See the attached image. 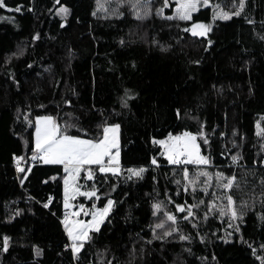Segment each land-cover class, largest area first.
<instances>
[{
	"label": "trees",
	"instance_id": "16d2710c",
	"mask_svg": "<svg viewBox=\"0 0 264 264\" xmlns=\"http://www.w3.org/2000/svg\"><path fill=\"white\" fill-rule=\"evenodd\" d=\"M133 3L4 0L0 7V264H264V0H245L239 16L214 22L212 2L189 21L166 18L174 1ZM62 6L66 17L55 11ZM210 23L206 35H193L194 24ZM42 115H52L61 133L95 140L106 125H119V170L147 168L143 180L125 183L126 174L115 180L84 166L80 187L96 189L98 206L112 198L114 207L78 254L64 225V167L35 152ZM185 132L209 164L169 163L156 139ZM217 173L225 183L242 173L246 187H218Z\"/></svg>",
	"mask_w": 264,
	"mask_h": 264
},
{
	"label": "snow or ice",
	"instance_id": "6c2138e0",
	"mask_svg": "<svg viewBox=\"0 0 264 264\" xmlns=\"http://www.w3.org/2000/svg\"><path fill=\"white\" fill-rule=\"evenodd\" d=\"M201 0H180L178 4L177 15L181 20H189L191 19V13L197 10V4L200 3ZM208 0H203L204 5H207ZM141 3V0H135V3L132 4L133 8H137V6ZM167 5V0H165ZM0 7H7L4 4V0H0ZM240 9L242 10L244 7V0H240ZM11 11L12 9H8ZM16 12L20 11V8L17 7L15 9ZM62 14H67V9L62 8ZM159 11H163L162 9ZM148 13L145 12V15ZM137 18L143 19V16L140 15L139 10L137 9ZM231 15L239 16L240 11H236ZM231 15L227 12H217L215 13L214 18L220 19H231ZM167 19H172L173 17H166ZM188 31V29H185ZM210 31L209 26L204 24H194L193 25V35L204 36L207 32ZM119 125H114L111 127L103 128V138L99 140H88L81 139L75 136L69 135H60V128L55 123L53 117H41L36 121V151L38 153H42L43 155L39 158L43 160L45 164H62L64 165V170L69 173L73 180H75L81 170L86 165H98L99 172L107 173L111 172L116 174L119 172V161H118V145L116 139V133L118 132ZM109 133L113 135L109 137ZM202 135V134H201ZM197 137L191 133L185 132L181 136H169L168 140H160L156 141L165 147V154L167 155L169 163L173 165H181V164H192V165H207L210 163L208 157L204 156L200 152L199 145L196 143ZM207 143V141H204ZM112 149H117L116 155H112ZM105 157H109L107 164L105 163ZM183 158V159H182ZM22 158H17V170L23 172L24 169L19 167V161ZM33 159H36L34 156ZM233 162H236L237 157H232ZM153 164L156 163V160L153 159ZM131 173L129 179L132 176L141 177L142 173L145 171L144 168L129 169ZM184 178L187 179L189 173L187 169H184ZM198 176H205L208 178V181L212 179L211 175L207 172H200L197 174ZM217 181L218 187H222L224 189H231L234 186L236 177L232 176L227 179V182H222L224 180L223 173H217ZM93 178V173L89 169L88 170V179ZM196 181L191 180L189 183L194 184ZM180 182L177 181V184ZM207 183V181L205 182ZM65 185H68V180L65 179ZM79 192L78 189H76ZM205 192H207V188H205ZM84 196L93 197L96 196V191L79 193ZM228 202V212H230L231 217L235 219L237 217V210L234 207L235 201L231 195L225 197ZM200 203H204L200 201ZM113 205L112 200H108L107 205L103 208L102 211L98 213H92L93 219L91 222L85 223L84 221H72L71 226H69L68 218H65V226L68 231V236L72 240L71 248L74 254H78L81 249L84 247L85 242H88L92 239L90 230L99 231V225L103 223V219H97V217H106L110 212ZM45 207H48L45 204ZM65 207H69L68 197L65 198ZM157 210L159 209V205L154 206ZM193 207H199L197 205L188 206L187 216L184 217L187 220L189 217L193 216L194 213L192 211ZM177 211L184 212L186 209L183 205H176ZM80 209L83 211L84 206L80 205ZM85 215L88 213L85 212ZM155 214V213H154ZM220 215H226V211L224 208L219 210ZM169 221L175 222L176 217L174 215L169 214L167 216ZM264 219V217H262ZM157 228L163 227L162 224H157ZM238 230V229H237ZM166 235H171V233H166ZM181 240H187V236H180ZM5 245H7V238H5ZM79 242V243H77ZM39 254V252L37 253Z\"/></svg>",
	"mask_w": 264,
	"mask_h": 264
},
{
	"label": "rangeland",
	"instance_id": "374dc122",
	"mask_svg": "<svg viewBox=\"0 0 264 264\" xmlns=\"http://www.w3.org/2000/svg\"><path fill=\"white\" fill-rule=\"evenodd\" d=\"M171 1H174L176 3V5L174 7L175 8V12H174L175 15L173 14L174 15L173 19H175V18H178L177 10H178V4L180 3V0H167V5H166V3L164 5L167 6V7H169V4H170ZM211 2L213 3L212 5H213V8H214L213 22L214 21H217V20H224V19H220L218 17L217 18H214L215 13H217V12H220V11L227 12L229 15H231L232 13H234L236 11H241V9L239 7L240 0H225L222 4L216 3L213 0H208L207 5H210ZM244 3H245V0H244ZM163 6L160 7V8H158V11L161 10V9L163 10L162 12L160 11L162 14L165 13L164 12V9H163ZM202 6H205L204 3H203V0H201V2L197 4V10L191 13V19H192V14L195 13V12H197ZM62 8L66 9L65 7L62 6V7L56 8L55 11H56V13L58 15H60L62 17H66L68 15V11H67V14H62L61 11H60ZM144 12H147L148 14L150 13L149 11H144ZM173 15H169L167 17H172ZM231 16H233V15H231ZM191 19H189V20H191ZM189 20H185V21H189ZM204 25L209 26V28H212L213 27V23L204 24ZM143 36H144V40H146L148 42V40H147L148 39L147 32L144 33ZM159 46L166 47V48L169 47V45L167 43L159 44ZM49 116L50 117H53L52 115H42V116L37 117V119L38 118H41V117H49ZM37 119H36V121H37ZM53 119H54V117H53ZM114 125L115 124H113V125H106V126L104 125V126L105 127H111V126H114ZM111 134L112 133H109V135H111ZM60 135H68V134H66L65 132H62ZM169 136H166L165 138H162V139H156V141L168 140ZM171 136H181V135H179V134H177V135L176 134H171ZM79 138H81V139H88V140H94L95 141V139L88 138V137H79ZM116 139H117V145H118V153H119L118 154V158H119L120 157V148H119L120 147V129H118V132L116 134ZM34 145H35V152L38 153L36 151V123H35V130H34ZM161 146L163 148L164 155L167 157V155L165 154V147L163 145H161ZM116 153H117V149H113L112 155H116ZM108 160H109V157H105V163L106 164H107V161ZM196 166H200V165H196ZM63 167H64V165H63ZM140 168H144L145 169V171L142 173V176L141 177L132 176L131 179H129V176H131V173L128 170L129 169H136V170H138ZM140 168H132V167L131 168H125V167H121V169L119 170V172L122 173V174H124V175L125 174L127 175V180H125V183H129V182L131 183V182L137 181L138 178H140V180H143L144 177L146 176L147 168L146 167H140ZM64 172H65V174L63 176L64 202H65V198L67 196L68 197V204H69V207H67V213H71V216H67L68 221H69V226H71V222L72 221H84L85 223L91 222L92 219H93L92 213H98V212L102 211L103 208L107 205L108 200H112L113 201V205H112V208H111L110 212L112 211V209L114 207V200L112 198H109L103 206H98V204L94 200L95 199V196L88 197V196H84V195L79 194V193H84V192L96 191V189L95 188H89V186L84 187V188H81L80 187V183H79V176H80V174H79V176L75 180H73L72 177L69 175L68 172H66L65 170H64ZM92 173H93V176H95V173L93 171H92ZM112 175H113L114 179L117 180L118 176L121 175V174H118V173L113 174L112 173ZM65 179L68 180V185H65ZM187 179L189 181H191V178L190 177H188ZM235 184L246 187V175H244L242 173L238 174L237 177H236V180H235ZM76 189H78L79 192H77ZM96 196H98L97 195V192H96ZM80 197L86 198V199H84L85 201L84 202H78L79 200L76 201ZM88 200H94V202L92 204H89V203H87ZM80 205H83L84 206L83 211L80 209ZM85 212H87L88 214L85 215L84 214ZM109 213L107 214V216L109 215ZM106 217L101 218V217L98 216L97 219H103V222H104V220L106 219ZM101 224L99 225V228H100ZM64 225H65V219H64ZM66 230H67V228H66ZM92 231H94V230H90V233L89 234H91ZM67 233H68V231H67ZM70 242L73 243L71 239H70ZM77 243H79V242H77Z\"/></svg>",
	"mask_w": 264,
	"mask_h": 264
},
{
	"label": "built area",
	"instance_id": "2783aa9c",
	"mask_svg": "<svg viewBox=\"0 0 264 264\" xmlns=\"http://www.w3.org/2000/svg\"><path fill=\"white\" fill-rule=\"evenodd\" d=\"M40 155H43V154L40 153L39 156H40ZM17 158H19V157L16 156V157L14 158V162H15V163L17 162ZM182 159H183V158H182ZM31 162H32V163H35V159L32 158ZM237 162H239V157H237ZM263 162H264V159H263ZM67 216H71V213H67Z\"/></svg>",
	"mask_w": 264,
	"mask_h": 264
},
{
	"label": "crops",
	"instance_id": "0c3cea01",
	"mask_svg": "<svg viewBox=\"0 0 264 264\" xmlns=\"http://www.w3.org/2000/svg\"><path fill=\"white\" fill-rule=\"evenodd\" d=\"M116 134H117V133H116ZM116 134H115V135H116ZM112 135H113V134L109 135V137H111ZM196 143H197V140H196ZM197 144H198V143H197ZM112 151H113V149H112ZM125 168H126V167H125Z\"/></svg>",
	"mask_w": 264,
	"mask_h": 264
},
{
	"label": "water",
	"instance_id": "95a60500",
	"mask_svg": "<svg viewBox=\"0 0 264 264\" xmlns=\"http://www.w3.org/2000/svg\"><path fill=\"white\" fill-rule=\"evenodd\" d=\"M57 125H58V126H59V128H60V125H59V124H57ZM60 133H61V128H60ZM60 133H59V134H60ZM183 206H184V205H183Z\"/></svg>",
	"mask_w": 264,
	"mask_h": 264
}]
</instances>
